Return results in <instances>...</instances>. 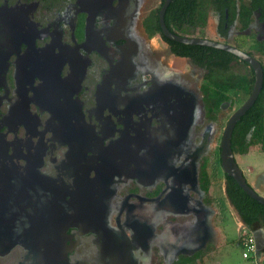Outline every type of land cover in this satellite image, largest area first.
Listing matches in <instances>:
<instances>
[{
  "label": "flooded vegetation",
  "instance_id": "flooded-vegetation-1",
  "mask_svg": "<svg viewBox=\"0 0 264 264\" xmlns=\"http://www.w3.org/2000/svg\"><path fill=\"white\" fill-rule=\"evenodd\" d=\"M164 2L0 0V264L193 263L219 249L230 208L242 221L213 123L249 100L246 58L263 72L248 111L264 105V0H197L182 24L170 3L172 33L240 53L197 44L196 58L164 35ZM245 145L232 137L239 167L263 151L251 133ZM242 171L264 197V173Z\"/></svg>",
  "mask_w": 264,
  "mask_h": 264
},
{
  "label": "trees",
  "instance_id": "trees-1",
  "mask_svg": "<svg viewBox=\"0 0 264 264\" xmlns=\"http://www.w3.org/2000/svg\"><path fill=\"white\" fill-rule=\"evenodd\" d=\"M175 2V3H173ZM168 11L173 8V6L176 7H182L183 14L180 15L179 20L180 24L183 22H187L188 20H191V22L194 19V13L196 9V2L197 0H174ZM178 3V4H177ZM189 11L192 13L189 14ZM166 21L169 24V22L175 21V18H171L169 16L166 17ZM174 44H176L174 41H171ZM179 44V43H178ZM184 46V50L180 53L183 56H194L196 58V55H192L193 51L196 47L199 49H204L205 47L199 46V45H187L182 44ZM243 83H240L239 81H233L229 82L228 86L230 89H235L238 86H242ZM228 88V87H227ZM225 86H222L220 84L216 85L214 89H216V92L214 89L211 90L206 87L208 92H212L211 96H215L216 98V108L218 109L222 98L220 94V91L228 90ZM223 96V95H222ZM264 105L259 106L255 105L250 111H248L243 117H241L240 121L236 124V127L234 129L233 134V147L236 150H239L240 152H244L247 150V145L242 146L244 144L246 134L251 133L252 142L256 145H260L262 150L264 151ZM227 177V192H228V198L239 214L242 221L249 227H253L255 225H258L260 223H264V205L259 203L257 200L253 199L249 195H247L243 189L237 184V182L230 176ZM202 180L204 181L206 190L209 188L210 180L208 173L203 171ZM223 209V207H221ZM180 264H193L189 263L188 261H183Z\"/></svg>",
  "mask_w": 264,
  "mask_h": 264
},
{
  "label": "rangeland",
  "instance_id": "rangeland-1",
  "mask_svg": "<svg viewBox=\"0 0 264 264\" xmlns=\"http://www.w3.org/2000/svg\"><path fill=\"white\" fill-rule=\"evenodd\" d=\"M156 2L157 4H155V6H158L159 5L158 0H156ZM208 17L209 16H207V20L206 18H203V17L199 20V22L201 21L199 23L201 30H203V27L207 24L206 21L209 20ZM181 32L184 34L190 35V36L192 35L197 36L196 34L198 32V28L193 29L191 27H185L184 31H181ZM240 105H241L240 103H233L229 107L222 110L219 113V115H217V121L215 120L214 123L212 122L214 124V128L218 130L217 141H216L217 144L219 143L221 134L223 133L224 127L226 126V123L228 122L230 115H232L233 111H235ZM207 121L208 120H206V122ZM254 153L256 152L251 153L253 155L247 158V163H246L247 165H250L251 167L254 168L253 174H250L248 172L247 165H240V167L249 176V179H250L249 181L251 183L260 184V181H261L260 176L264 173V152L263 151L258 152L255 155ZM218 173L216 174V176L214 175V173H211L210 175L211 178L213 179L212 181L213 182L215 181V184L213 185L215 188V191H220V185L223 182V177L221 178L222 176L221 172L218 171ZM258 175H259V178H258ZM217 206L219 207V205ZM230 211H232V213L234 212V215L232 214L228 215V217H226L224 220L225 225L223 226L225 228V241H223L222 247H220L216 251L215 254L212 253L211 256L210 254H208L209 252L208 250L207 253L203 257V260H200V261L201 262L207 261L205 262L207 264L210 263L211 260H213V262L215 261L216 264H264V260L260 262L259 259H257V256L255 254L254 255L251 254L250 259L248 260L243 258V249H242L241 244L238 242L239 234H240L238 220L235 218V211L231 208H230ZM230 211L229 213H231Z\"/></svg>",
  "mask_w": 264,
  "mask_h": 264
},
{
  "label": "water",
  "instance_id": "water-1",
  "mask_svg": "<svg viewBox=\"0 0 264 264\" xmlns=\"http://www.w3.org/2000/svg\"><path fill=\"white\" fill-rule=\"evenodd\" d=\"M172 0H165L161 10H160V25L162 28V31L164 35L169 38L172 41H176L183 44L188 45H206V46H213V47H219L225 50H228L230 52H234L237 54H240L238 51L233 50L231 48H228L226 46H219L213 42L207 41V40H201L196 38H187V37H181L174 33H172L165 23V12L171 3ZM246 58V57H245ZM255 68L256 72V80L253 92L249 98V100L238 110L236 111L230 118L228 124L225 127L223 139L221 143V159H222V168L226 175L232 177L237 184L243 189V191L252 197L253 199L257 200L259 203L264 205V197L259 195L256 190L247 182L243 171L240 169L238 164L235 161L234 152L232 150V137H233V131L235 129L236 124L240 121L241 117L253 106L255 103L258 94L260 93V90L262 88V81H263V72L261 67L251 58H246Z\"/></svg>",
  "mask_w": 264,
  "mask_h": 264
},
{
  "label": "crops",
  "instance_id": "crops-1",
  "mask_svg": "<svg viewBox=\"0 0 264 264\" xmlns=\"http://www.w3.org/2000/svg\"><path fill=\"white\" fill-rule=\"evenodd\" d=\"M252 184L254 185V183H252ZM230 212H231L232 215H234V212L233 213H232V211H230ZM235 218L238 220V225H239V229H240L239 230L240 234H239V241L238 242L240 243V236H241V234H242V232L244 230H248L249 232H251L255 236V238L257 240V245H258L257 259H259L260 262L263 261L264 260V223H260L258 225H255V226L249 228L246 224H244L242 221H240L238 219V217L236 215V212H235ZM214 230L218 234L219 233L222 234L218 227H216ZM224 236H225V233L223 234V236H222L223 238L221 239L220 243H218L217 249L222 247L223 241H225V237ZM200 260H202V259H200ZM200 260H197V261L193 262V264H207V263H205L207 261H202L201 262ZM208 264H216V262L215 261L213 262V260H211V262L208 263Z\"/></svg>",
  "mask_w": 264,
  "mask_h": 264
},
{
  "label": "built area",
  "instance_id": "built-area-1",
  "mask_svg": "<svg viewBox=\"0 0 264 264\" xmlns=\"http://www.w3.org/2000/svg\"><path fill=\"white\" fill-rule=\"evenodd\" d=\"M240 244L243 249V258L250 259V255L258 254V245L255 236L248 230H244L240 236Z\"/></svg>",
  "mask_w": 264,
  "mask_h": 264
}]
</instances>
